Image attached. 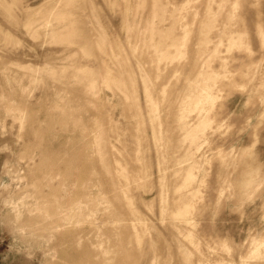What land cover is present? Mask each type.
<instances>
[{
	"label": "rangeland",
	"instance_id": "rangeland-1",
	"mask_svg": "<svg viewBox=\"0 0 264 264\" xmlns=\"http://www.w3.org/2000/svg\"><path fill=\"white\" fill-rule=\"evenodd\" d=\"M0 264H264V0H0Z\"/></svg>",
	"mask_w": 264,
	"mask_h": 264
}]
</instances>
